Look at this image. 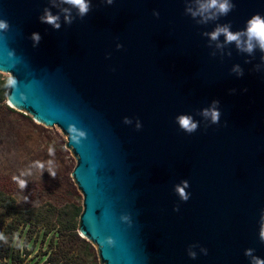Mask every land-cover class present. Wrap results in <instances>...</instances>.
<instances>
[{
	"label": "water",
	"instance_id": "95a60500",
	"mask_svg": "<svg viewBox=\"0 0 264 264\" xmlns=\"http://www.w3.org/2000/svg\"><path fill=\"white\" fill-rule=\"evenodd\" d=\"M229 2L205 21L188 10L197 0H89L83 18L63 0H0V69L17 79L7 102L67 136L79 232L101 264L264 259V51L210 38L224 25L243 33L264 0ZM46 9L59 29L42 22ZM213 107L217 122L203 114Z\"/></svg>",
	"mask_w": 264,
	"mask_h": 264
},
{
	"label": "rangeland",
	"instance_id": "374dc122",
	"mask_svg": "<svg viewBox=\"0 0 264 264\" xmlns=\"http://www.w3.org/2000/svg\"><path fill=\"white\" fill-rule=\"evenodd\" d=\"M8 75L0 71V93L7 94L4 81ZM66 143L67 136L59 127L36 121L25 110L11 107L7 98L1 102L0 192L13 206L0 201V231L8 240L0 241V255L5 256L0 257L2 264L10 255L14 264H45L49 257L53 261L48 264H101L97 246L79 232L83 194L72 176L77 159ZM50 147L54 156L49 155ZM49 159L54 161L55 177L47 170L41 176L39 169L32 168L34 161ZM30 168L32 174L21 177L28 186L21 190L12 177ZM16 233L25 242L23 250L13 246Z\"/></svg>",
	"mask_w": 264,
	"mask_h": 264
},
{
	"label": "clouds",
	"instance_id": "9594fccd",
	"mask_svg": "<svg viewBox=\"0 0 264 264\" xmlns=\"http://www.w3.org/2000/svg\"><path fill=\"white\" fill-rule=\"evenodd\" d=\"M63 3L72 6L73 8L78 10V14L81 18L86 16L90 11V3L89 0H63ZM108 4H112L113 0H107ZM198 3V11H192L191 8L188 10L192 13L193 17L199 15L204 16V20L214 19L215 15H227V13L233 8V4L229 2V0H197ZM213 12L215 14H213ZM58 16L53 15L47 9L45 10V14L41 17L42 22L52 25L54 28L59 29L60 25L58 23ZM68 23H71V19H68ZM9 30V24L6 19H0V33H6ZM223 34L227 43L235 42L237 47L242 51H247L251 53L254 49L255 44L259 45V48L264 51V16L260 14H254L246 23V28L243 33L241 32H233L229 29L228 25L218 26L213 32L210 33V38L212 40H217L220 35ZM242 36L246 37V40L242 39ZM33 39L38 43L40 40V36L38 33L33 34ZM255 42V44H254ZM9 57H14L15 55L9 51ZM3 70L4 72L13 73L10 70ZM5 87L9 89H15L17 87V79L13 75H8L4 81ZM204 116L210 117L213 122H217L219 118V112L213 107L212 109H206L204 111ZM127 122V121H126ZM177 123L183 131L191 134L193 133L197 125L192 121V118L188 115H180L177 117ZM139 128V125H138ZM69 132L72 133V139L79 143V138L84 136L85 133L76 128L75 126H69ZM49 155L54 156L53 148H49ZM54 161L49 159L47 162H41L36 160L32 164V168L39 169L41 172V176L45 170L49 172V174L53 177L56 176L55 168L53 167ZM32 168H30L27 172L21 171L19 176L14 175L12 177L13 181H15L21 190H24L28 186V181L21 177L28 176L32 174ZM187 186V182H184V186L177 185L176 191L179 193L182 199L187 201L190 197L185 193V187ZM28 198L25 197V200ZM259 238L262 242H264V229H261L259 232ZM0 241L8 242L7 237L4 235L2 231H0ZM13 246L19 248L21 250L24 249L25 242L19 237V234L16 233L13 236ZM30 247V245H29ZM206 253V249L204 250ZM191 256H195V253L190 252ZM245 255L252 256V250L248 249L245 252ZM251 264H264V259L253 257Z\"/></svg>",
	"mask_w": 264,
	"mask_h": 264
},
{
	"label": "trees",
	"instance_id": "16d2710c",
	"mask_svg": "<svg viewBox=\"0 0 264 264\" xmlns=\"http://www.w3.org/2000/svg\"><path fill=\"white\" fill-rule=\"evenodd\" d=\"M5 99H6V93H5V91H2V92L0 93V104H1V102H3ZM0 201L2 202V204H3L4 206H8V205H9L8 207L13 208V206H10V203H11V202H10V198L7 197L6 195L3 196L2 192H0ZM16 229H17V226H15V227L12 229V234L16 231ZM75 229H76V228H73V231H75ZM47 233H48V232H46V234H47ZM75 233H76V232H75ZM0 257H5V256L0 255ZM9 257H11L12 264H14L13 256L10 255ZM48 259H50L49 262H45V264L51 263V261H53V258H51V257H49ZM48 259H47V261H48ZM4 264H8V262H4ZM54 264H57V263H54Z\"/></svg>",
	"mask_w": 264,
	"mask_h": 264
},
{
	"label": "built area",
	"instance_id": "2783aa9c",
	"mask_svg": "<svg viewBox=\"0 0 264 264\" xmlns=\"http://www.w3.org/2000/svg\"><path fill=\"white\" fill-rule=\"evenodd\" d=\"M4 261L8 262V264H12L11 257L5 258ZM0 264H2V259H0ZM3 264H4V262H3Z\"/></svg>",
	"mask_w": 264,
	"mask_h": 264
}]
</instances>
